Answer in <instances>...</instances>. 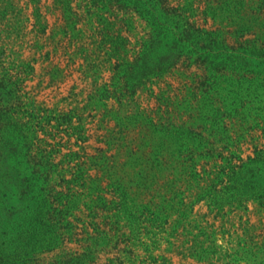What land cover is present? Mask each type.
<instances>
[{
  "label": "rangeland",
  "instance_id": "1",
  "mask_svg": "<svg viewBox=\"0 0 264 264\" xmlns=\"http://www.w3.org/2000/svg\"><path fill=\"white\" fill-rule=\"evenodd\" d=\"M11 1L0 20V46L9 44L0 82H21L25 101L52 111L48 133L40 132L45 162L54 166L46 189L51 200L66 202L69 195L75 208L59 222L47 214L35 222L34 253L23 256L32 235H16V229L11 234L2 212L0 264H17L20 257H33L29 264H264V63L253 56L254 77L230 85L229 71L200 65L155 76L147 59L145 68H132L115 82L109 65L98 69L89 56L93 33L84 0H73L77 29L66 26L55 0H40L41 23L35 0ZM207 3L197 0L199 22L218 27L232 41L228 19L205 23L201 10ZM254 6L246 0L243 8ZM251 28L261 31L259 25ZM171 43L167 33L161 48ZM159 114L174 124L169 139L195 132L182 151L164 150L160 166L155 148L140 146L143 118ZM223 119L227 130L220 128ZM134 146L141 147L145 171L138 186L129 175L140 167L123 164ZM154 166L160 167L156 175ZM8 187L12 203L22 202L17 183ZM90 246L94 251L86 253Z\"/></svg>",
  "mask_w": 264,
  "mask_h": 264
},
{
  "label": "trees",
  "instance_id": "2",
  "mask_svg": "<svg viewBox=\"0 0 264 264\" xmlns=\"http://www.w3.org/2000/svg\"><path fill=\"white\" fill-rule=\"evenodd\" d=\"M3 1L7 4L4 7L0 6V20L6 17L7 6L12 5L11 0ZM3 1L0 3H6ZM55 1L63 9L66 26L77 29L79 20L73 0ZM84 1L87 4L90 29L93 33L94 50L89 56L93 57L98 69L108 64L115 72V82H120L132 68H145L147 59L153 62L150 72L155 76L176 71L178 67L188 69L193 65H200L219 72L229 71L230 77H226L225 82L230 85L254 77L256 70L251 60L253 56L256 55V58L264 63V23L259 22L264 14V0H252L256 3V7L254 6L250 11L243 8L246 0H208L201 10V14L206 18L205 23H209V19H212L213 25L216 26L228 19L230 25L234 26V30L230 32L232 41L228 34H223L218 27L210 30L201 25L196 16L197 0ZM35 5L36 21L41 23L40 0H35ZM258 25L260 32L252 30L251 27ZM41 26L42 31H46L47 26L44 24ZM78 30L83 31L81 28ZM3 33V24L0 22V35ZM167 33L171 34L172 43L161 48L163 36ZM248 34H253L254 38L246 37ZM8 45L7 42H3L0 46L2 53L0 69L5 71L8 68L3 67L5 62L2 58L6 54ZM258 48L262 49L260 53L257 51ZM85 49L87 52L90 51L89 47ZM103 55L107 57L101 59ZM247 57L250 59H246ZM27 66L32 68L30 64ZM238 71L241 73L237 74ZM221 80L224 81V76ZM201 82L205 81L201 80ZM20 83L0 82V220H2V212L6 213L5 215L9 217L11 234L16 229V235L22 231L32 235L30 250L21 252L23 256L34 253L33 243L38 241L35 222L44 221L46 214L54 216L58 222L62 218L67 219L68 210L74 209L75 204L71 202L69 195L65 196L66 202H60L51 200L47 193L48 172L53 170L54 166L51 167L48 161L45 162L46 149L41 145L46 143V139L40 136V132L48 133L47 126L52 111L39 106L36 100L28 98L25 101L24 93H20ZM192 94L197 98L196 92ZM161 111L162 109L159 112ZM143 120L141 125L144 134L141 139L144 143L140 146L155 148L159 166L162 165L165 157L164 150L174 147L173 151H182L181 147L187 142V138L195 133L190 130L186 134L183 131L177 133V137L172 140L166 134H172L174 124L165 123L166 119L162 114H159L157 119L145 115ZM220 128L222 130L228 128L224 119L220 121ZM221 134V131L218 132V135ZM224 135V137L229 136L227 132ZM140 146L136 151L135 146L131 148L132 150L128 152L129 159L123 163L132 168L140 167V170L129 175L130 181L135 185L145 177L140 161L142 151ZM48 159L50 160L51 157L49 156ZM155 168L153 175H156L157 169L160 170V167ZM78 175L84 177V172H78ZM10 183H17L20 187L22 202L12 203L8 190ZM81 185L84 186L85 182ZM117 189L122 191L123 184L120 183ZM57 226L58 224L55 225ZM2 227L0 223V228ZM94 243L98 245L99 242L96 240ZM92 247H87L86 253H92L95 249ZM53 248L54 246H50L48 249ZM32 258L20 257L17 261L22 262L17 264H29L28 260Z\"/></svg>",
  "mask_w": 264,
  "mask_h": 264
}]
</instances>
